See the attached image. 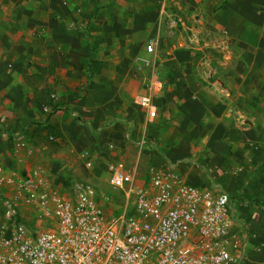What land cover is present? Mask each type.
I'll return each mask as SVG.
<instances>
[{
  "label": "crops",
  "instance_id": "obj_1",
  "mask_svg": "<svg viewBox=\"0 0 264 264\" xmlns=\"http://www.w3.org/2000/svg\"><path fill=\"white\" fill-rule=\"evenodd\" d=\"M26 3L0 0L1 81L10 78L8 66L20 67L32 32L40 57L44 43L50 49L65 86L71 74L86 80L78 69L89 62L92 45L113 47L115 80L134 65L130 79L137 86L147 80L141 96L153 97L157 114L149 120L138 106L107 126V107L99 108L104 121L95 108H83L96 129L105 124L99 145L114 146L123 158L122 145L140 148L144 139L147 168L175 164L204 189L264 203V0H111L103 8L91 0H35L34 10ZM149 42L154 54L145 50ZM112 202L103 206L109 214Z\"/></svg>",
  "mask_w": 264,
  "mask_h": 264
},
{
  "label": "built area",
  "instance_id": "obj_2",
  "mask_svg": "<svg viewBox=\"0 0 264 264\" xmlns=\"http://www.w3.org/2000/svg\"><path fill=\"white\" fill-rule=\"evenodd\" d=\"M145 50L154 54V43ZM139 105L156 117L151 95ZM82 158L92 167L89 151ZM107 170L122 195L115 214L103 207L110 196L91 182L64 191L41 168L0 165V264H241L242 225L228 192L200 187L175 164L149 166L142 180L121 163Z\"/></svg>",
  "mask_w": 264,
  "mask_h": 264
},
{
  "label": "rangeland",
  "instance_id": "obj_3",
  "mask_svg": "<svg viewBox=\"0 0 264 264\" xmlns=\"http://www.w3.org/2000/svg\"><path fill=\"white\" fill-rule=\"evenodd\" d=\"M21 1H26V7L34 10L35 0ZM110 3L111 0H91V7L103 8ZM27 37L28 41L21 50L20 67L8 66L11 72L9 80H0V125L4 129L3 132L0 130V165L21 171L41 168L48 176L54 175L56 184L64 191L74 181L91 182L110 196L113 201L110 205L114 204L113 213H117L122 195L109 185L108 166L121 163L129 170L136 168L139 180L145 177L147 166L141 156L142 149L135 145H122L120 155L124 157L121 158L113 154L114 146H100L98 135L103 132L105 124L109 126L121 115L128 117L127 113L140 106L141 88L146 87L147 80L139 86L132 83L130 78L136 69L134 65L126 64L124 79L116 81L115 74L120 70L113 63L114 48L92 45L90 54L93 59L79 65L78 69L79 75L82 71L86 80L71 74L70 84L75 88L65 86L68 80L57 77L59 74L51 62L50 49L43 42L40 57V50L35 47L34 32ZM142 64L150 71L151 65L146 60H142ZM96 73L99 75L97 80L94 79ZM103 73L110 79H102ZM146 77H150V72H146ZM116 86H120L119 89ZM100 106L107 107L112 119L96 129L94 119L84 110L95 108V111L91 110L95 117L100 113L99 117H102L104 112L99 111ZM22 143L23 147L19 145ZM85 151L92 155V167H88L82 158ZM230 195L243 231L241 264H264V203L261 199L240 193ZM23 214L33 225L30 219L33 212L25 209Z\"/></svg>",
  "mask_w": 264,
  "mask_h": 264
},
{
  "label": "trees",
  "instance_id": "obj_4",
  "mask_svg": "<svg viewBox=\"0 0 264 264\" xmlns=\"http://www.w3.org/2000/svg\"><path fill=\"white\" fill-rule=\"evenodd\" d=\"M97 12V11H96ZM93 59V56L92 55H90V60H92ZM0 130L3 132L4 131V129H3V126L2 125H0Z\"/></svg>",
  "mask_w": 264,
  "mask_h": 264
}]
</instances>
